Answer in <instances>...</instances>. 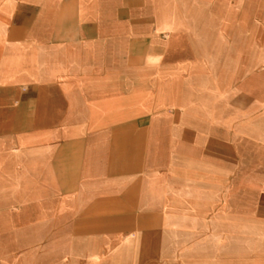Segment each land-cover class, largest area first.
I'll list each match as a JSON object with an SVG mask.
<instances>
[{
    "label": "crops",
    "instance_id": "obj_1",
    "mask_svg": "<svg viewBox=\"0 0 264 264\" xmlns=\"http://www.w3.org/2000/svg\"><path fill=\"white\" fill-rule=\"evenodd\" d=\"M0 264H264V0H0Z\"/></svg>",
    "mask_w": 264,
    "mask_h": 264
}]
</instances>
